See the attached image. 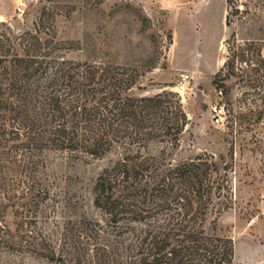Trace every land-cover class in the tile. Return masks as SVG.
Wrapping results in <instances>:
<instances>
[{
    "label": "trees",
    "instance_id": "obj_1",
    "mask_svg": "<svg viewBox=\"0 0 264 264\" xmlns=\"http://www.w3.org/2000/svg\"><path fill=\"white\" fill-rule=\"evenodd\" d=\"M32 1L30 25L0 21V176L21 187L19 202L8 199L34 224L33 247L46 249L38 251L55 264H234L232 240L216 233L215 218L206 227L210 214L224 210L215 208V163L196 156L171 164L146 153L155 139L178 145L187 120L180 101L173 93L130 95L135 76L122 64L66 57L73 41L57 25L71 19L75 6ZM226 2L228 26L238 10ZM249 61L264 57L255 53ZM52 152L73 159L112 153L92 186L95 214L65 222L58 251L55 231L44 226L56 216L46 173Z\"/></svg>",
    "mask_w": 264,
    "mask_h": 264
},
{
    "label": "rangeland",
    "instance_id": "obj_2",
    "mask_svg": "<svg viewBox=\"0 0 264 264\" xmlns=\"http://www.w3.org/2000/svg\"><path fill=\"white\" fill-rule=\"evenodd\" d=\"M66 1L75 7L71 19L57 25L73 41L65 56L122 64L128 76H135L130 95L173 93L187 117L179 143L171 147L155 139L146 153L171 164L196 156L215 163L220 193L215 208L224 210L210 214L206 227L215 218L216 233L232 240L234 264L264 262V62L249 61L255 53L264 57V0H230L238 11L229 16L228 26L226 0H179L170 10L144 0L59 3ZM97 1V6L82 7ZM36 8L32 0H0V21L22 28L35 18ZM214 106L223 108L219 123ZM111 158L112 153L101 159L49 153L46 173L53 200L48 202L56 216L44 226L55 231L50 235L56 251L65 222L95 214L92 186ZM20 194L21 187L0 176L5 210L0 221L6 225L0 229V264H55L38 251L46 249L33 247L34 224L24 222L23 208L8 199L12 195L19 202Z\"/></svg>",
    "mask_w": 264,
    "mask_h": 264
},
{
    "label": "crops",
    "instance_id": "obj_3",
    "mask_svg": "<svg viewBox=\"0 0 264 264\" xmlns=\"http://www.w3.org/2000/svg\"><path fill=\"white\" fill-rule=\"evenodd\" d=\"M144 1L149 3H157L162 8H166L170 10L175 4V2L179 0H144Z\"/></svg>",
    "mask_w": 264,
    "mask_h": 264
},
{
    "label": "built area",
    "instance_id": "obj_4",
    "mask_svg": "<svg viewBox=\"0 0 264 264\" xmlns=\"http://www.w3.org/2000/svg\"><path fill=\"white\" fill-rule=\"evenodd\" d=\"M213 112H214V121L216 123H219L220 120H221V116H222V113H223V108L220 107V106H214L213 107Z\"/></svg>",
    "mask_w": 264,
    "mask_h": 264
}]
</instances>
